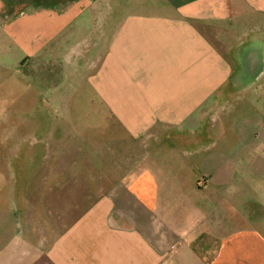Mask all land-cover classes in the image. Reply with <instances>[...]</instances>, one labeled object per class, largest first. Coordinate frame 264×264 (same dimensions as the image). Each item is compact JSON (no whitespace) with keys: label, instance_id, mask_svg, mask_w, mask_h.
Wrapping results in <instances>:
<instances>
[{"label":"crops","instance_id":"crops-1","mask_svg":"<svg viewBox=\"0 0 264 264\" xmlns=\"http://www.w3.org/2000/svg\"><path fill=\"white\" fill-rule=\"evenodd\" d=\"M123 1L24 0L27 9L10 5L8 13L0 0L4 49L15 42L29 51L33 30L86 26L95 32L87 46L106 49L105 65L117 33L119 84L112 90L103 72L104 105L115 104L121 127L130 121L142 134L150 127L143 112L166 120L155 125L152 116L153 131L116 171L46 187L39 219L27 207L7 264H264V106L232 116L229 138L219 120L209 139H184L200 150L183 160L160 147L171 144L164 136L172 127L203 129L201 104L224 86L238 104H263L264 0ZM207 144L215 150L201 151Z\"/></svg>","mask_w":264,"mask_h":264},{"label":"rangeland","instance_id":"rangeland-1","mask_svg":"<svg viewBox=\"0 0 264 264\" xmlns=\"http://www.w3.org/2000/svg\"><path fill=\"white\" fill-rule=\"evenodd\" d=\"M3 1L8 13L10 5L26 8L28 4L24 0ZM123 2L130 6L129 1ZM18 14L16 11L5 19H16ZM3 19L0 15V22ZM86 28L80 26L73 34L59 32L49 36L47 32L30 31L26 34L30 50L26 52L15 42L10 43V50L0 47V264H7L10 247L19 242L17 239L26 228L27 207L32 206L31 217L39 219L40 196L46 187L56 181L70 187L72 181L82 179L74 176L88 170L99 174L116 171L124 164L122 159L138 151L137 143L153 131L152 116L157 121L155 125L162 126L166 121L161 113L147 111L142 114L150 127L144 128L143 134L130 121L127 127H121L119 113L113 112L115 104L104 105V98L97 91L103 88L99 79L103 72L111 76L108 87L118 88V34H111L112 43L116 40L115 48L112 45L109 64L104 65L106 49L87 46L93 43L95 32H87ZM65 40L69 48L62 50ZM261 84L264 90V80ZM229 90L224 86L215 99L211 95L205 97L201 104V110L207 112V117L201 119L203 129L191 132L184 126L172 127L164 136L172 145L160 147L183 160L182 154L200 150L195 144L182 142L184 139H209L215 130L210 126L219 120L226 127L224 136L229 138L234 119L246 116L248 110L258 114L264 106V102H259L262 97L249 105L238 104ZM201 148L207 153L215 150V145Z\"/></svg>","mask_w":264,"mask_h":264}]
</instances>
